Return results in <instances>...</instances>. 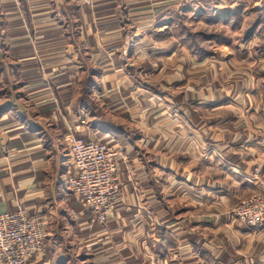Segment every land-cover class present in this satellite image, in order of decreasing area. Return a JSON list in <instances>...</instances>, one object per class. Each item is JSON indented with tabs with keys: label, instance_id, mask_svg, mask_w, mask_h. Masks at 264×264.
<instances>
[{
	"label": "crops",
	"instance_id": "0c3cea01",
	"mask_svg": "<svg viewBox=\"0 0 264 264\" xmlns=\"http://www.w3.org/2000/svg\"><path fill=\"white\" fill-rule=\"evenodd\" d=\"M173 2L94 0L80 9L70 0H0V215L49 221L45 252L28 264H264V224L231 220L236 203L256 193L245 177L258 168L264 176V111L252 120L218 78L210 94L189 96L186 75H168L164 90L148 93V125L137 128L138 61L165 67L170 43L157 42ZM77 36L84 67L71 60ZM196 65L215 72L221 62ZM83 77L100 84L115 127L77 108ZM260 99L264 108V89ZM78 136L119 155L121 195L105 224L69 190Z\"/></svg>",
	"mask_w": 264,
	"mask_h": 264
},
{
	"label": "rangeland",
	"instance_id": "374dc122",
	"mask_svg": "<svg viewBox=\"0 0 264 264\" xmlns=\"http://www.w3.org/2000/svg\"><path fill=\"white\" fill-rule=\"evenodd\" d=\"M175 1L177 2H173L170 18L164 26L167 29V35L157 42L158 45L163 42L170 43L171 55L164 59L165 67L157 71H149L144 68L143 62L138 61L141 63L139 67L142 70L138 73L136 88L139 90L140 99L143 98V100H140V114L136 121L140 125L138 124L137 128L142 129L148 125V105L146 102L143 103L148 93L164 90L165 86L162 82L166 81L165 77L168 75L184 79L185 74L187 86H183L182 89L184 88L189 96L196 94L201 96L202 92L210 94L211 90L217 89L213 87L212 80L215 81L218 78L220 85L226 83L225 94L230 97L235 96L233 101L241 104V111H245L254 120L256 113L264 111L261 106L263 101L260 99L264 89V21H262L264 0ZM229 15L230 17L227 18ZM82 40L76 37V43L80 49L76 48V58L74 60L71 58L78 67L79 64L84 67V62H90L89 56L83 52ZM158 57L155 56V59L157 60ZM198 62H221V66L219 71L213 72L209 66L199 67L202 64L196 65ZM179 63L182 64L180 67ZM94 78L97 80L96 76ZM80 79L73 89L77 97V108L80 106L91 109V113L103 115L100 118V121L106 125L103 127H115L119 119L112 111L113 106L108 105V109L106 103L102 101L100 84L93 85L86 77ZM220 89L223 88L220 87ZM176 90L177 88L173 86L166 87L167 95L173 96L174 100L179 95ZM191 103V101L188 102L189 110L195 107ZM90 105L91 107L88 108ZM245 199L247 198L240 199L236 203L231 214V220L243 226L245 225L233 215V210L240 201Z\"/></svg>",
	"mask_w": 264,
	"mask_h": 264
},
{
	"label": "built area",
	"instance_id": "2783aa9c",
	"mask_svg": "<svg viewBox=\"0 0 264 264\" xmlns=\"http://www.w3.org/2000/svg\"><path fill=\"white\" fill-rule=\"evenodd\" d=\"M80 9L92 8L94 0H71ZM70 153L73 172L70 193L81 200L94 221L105 224L121 195L118 153L102 142L75 138ZM256 193L238 203L233 215L250 229L264 224V176L256 169L245 177ZM49 221L24 211L0 215V264H28L45 252Z\"/></svg>",
	"mask_w": 264,
	"mask_h": 264
},
{
	"label": "trees",
	"instance_id": "16d2710c",
	"mask_svg": "<svg viewBox=\"0 0 264 264\" xmlns=\"http://www.w3.org/2000/svg\"><path fill=\"white\" fill-rule=\"evenodd\" d=\"M262 21H264V19L262 20ZM258 25V23L255 25V27Z\"/></svg>",
	"mask_w": 264,
	"mask_h": 264
}]
</instances>
